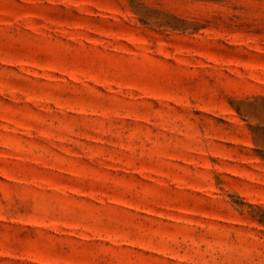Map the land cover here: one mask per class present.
Segmentation results:
<instances>
[{"label": "rangeland", "instance_id": "374dc122", "mask_svg": "<svg viewBox=\"0 0 264 264\" xmlns=\"http://www.w3.org/2000/svg\"><path fill=\"white\" fill-rule=\"evenodd\" d=\"M0 264H264V0H0Z\"/></svg>", "mask_w": 264, "mask_h": 264}]
</instances>
